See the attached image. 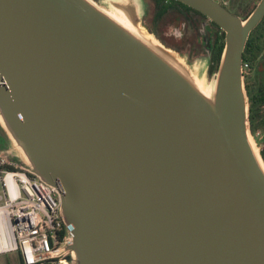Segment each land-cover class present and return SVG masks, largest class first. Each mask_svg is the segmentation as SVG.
Segmentation results:
<instances>
[{
  "label": "water",
  "instance_id": "water-1",
  "mask_svg": "<svg viewBox=\"0 0 264 264\" xmlns=\"http://www.w3.org/2000/svg\"><path fill=\"white\" fill-rule=\"evenodd\" d=\"M178 1L225 31L211 79L147 31L141 0H0L3 152L57 188L67 264H264L243 71L264 0L245 19Z\"/></svg>",
  "mask_w": 264,
  "mask_h": 264
},
{
  "label": "flooded vegetation",
  "instance_id": "flooded-vegetation-1",
  "mask_svg": "<svg viewBox=\"0 0 264 264\" xmlns=\"http://www.w3.org/2000/svg\"><path fill=\"white\" fill-rule=\"evenodd\" d=\"M105 2V0H96ZM142 22L163 45L185 56L190 63L208 59L207 74L217 65L226 34L207 15L178 0H141ZM241 18L248 17L261 0H216ZM184 4V5H183ZM224 35V37H223ZM245 84L250 124L264 159V17L252 30L244 49Z\"/></svg>",
  "mask_w": 264,
  "mask_h": 264
},
{
  "label": "built area",
  "instance_id": "built-area-1",
  "mask_svg": "<svg viewBox=\"0 0 264 264\" xmlns=\"http://www.w3.org/2000/svg\"><path fill=\"white\" fill-rule=\"evenodd\" d=\"M247 63L243 62L246 73ZM0 254L18 252L23 264H67L63 256L75 231L61 214L56 187L0 149Z\"/></svg>",
  "mask_w": 264,
  "mask_h": 264
},
{
  "label": "crops",
  "instance_id": "crops-1",
  "mask_svg": "<svg viewBox=\"0 0 264 264\" xmlns=\"http://www.w3.org/2000/svg\"><path fill=\"white\" fill-rule=\"evenodd\" d=\"M6 136H7V134H6ZM7 138H8V136H7ZM8 140H9V138H8ZM9 142H10V140H9ZM10 147H11V142L8 144L7 140H6V142L2 141L0 143V149L2 151L7 152V149H9ZM7 156L9 157V155H7ZM9 158H11V157H9ZM0 196H1V190H0ZM0 264H23V262L21 260L20 254L18 252H11V253L0 254Z\"/></svg>",
  "mask_w": 264,
  "mask_h": 264
},
{
  "label": "rangeland",
  "instance_id": "rangeland-1",
  "mask_svg": "<svg viewBox=\"0 0 264 264\" xmlns=\"http://www.w3.org/2000/svg\"><path fill=\"white\" fill-rule=\"evenodd\" d=\"M96 1V0H95ZM112 0H105V2H111ZM138 0H134V2H137ZM97 3H99V4H103V2H99V1H96ZM247 18V17H246ZM245 19V18H244ZM143 23V22H142ZM144 25V24H143ZM144 27H145V25H144ZM146 28V27H145ZM147 29V28H146ZM148 31V30H147ZM149 32V31H148ZM154 36V35H153ZM155 37V36H154ZM156 38V37H155ZM157 39V38H156ZM158 40V39H157ZM159 41V40H158ZM165 46V45H164ZM176 52V51H175ZM178 53V52H177ZM179 54V53H178ZM181 55V54H180ZM181 56H183V55H181ZM183 57H185V56H183ZM186 58V57H185ZM186 60L188 61V59L186 58ZM188 63H190L189 61H188ZM195 69H197L199 72H200V74H204V73H206V71L208 70L207 69V67H208V59L207 58H200V60L198 59L197 61H195V62H192V63H190ZM209 79H211V77H209ZM248 94V93H247ZM248 100H249V98H248ZM254 137V136H253ZM254 141H255V143H256V145H257V142H256V139L254 138ZM4 147V146H3ZM257 149L260 151V148L258 147V145H257ZM13 152V154H15L14 153V151H12ZM261 153V152H260ZM262 155V154H261ZM10 157V156H9ZM17 162V161H16ZM0 190L2 191V186H1V182H0Z\"/></svg>",
  "mask_w": 264,
  "mask_h": 264
},
{
  "label": "trees",
  "instance_id": "trees-1",
  "mask_svg": "<svg viewBox=\"0 0 264 264\" xmlns=\"http://www.w3.org/2000/svg\"><path fill=\"white\" fill-rule=\"evenodd\" d=\"M184 5V4H183ZM197 11V10H196ZM223 34L225 35V32H223ZM224 35H223V37H224ZM224 46H225V42H223V45H222V49H221V53H220V55L218 56V58H217V65L213 68V70L211 71V72H214V74H216V72H217V70H218V67H219V63H220V59H221V55H222V52H223V49H224ZM213 74V75H214ZM250 126H251V124H250ZM6 140L8 141V144L10 143L9 142V140H8V138H7V136H6V134H5V132H4V130L1 128V126H0V143L2 142V141H5L6 142Z\"/></svg>",
  "mask_w": 264,
  "mask_h": 264
}]
</instances>
